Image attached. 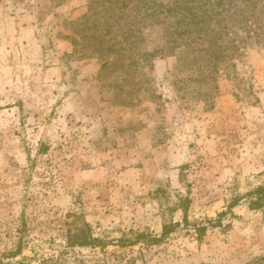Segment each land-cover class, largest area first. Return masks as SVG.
I'll list each match as a JSON object with an SVG mask.
<instances>
[{"label":"rangeland","instance_id":"obj_1","mask_svg":"<svg viewBox=\"0 0 264 264\" xmlns=\"http://www.w3.org/2000/svg\"><path fill=\"white\" fill-rule=\"evenodd\" d=\"M128 1L0 0V264H264V45L198 97ZM86 223L97 243H69Z\"/></svg>","mask_w":264,"mask_h":264},{"label":"trees","instance_id":"obj_2","mask_svg":"<svg viewBox=\"0 0 264 264\" xmlns=\"http://www.w3.org/2000/svg\"><path fill=\"white\" fill-rule=\"evenodd\" d=\"M129 3H137L136 8L145 9L141 12L142 21L156 18L159 23H164L165 32L169 38L167 48L154 49L143 55L148 58L157 56L164 50L169 49L168 52L173 53L175 48L184 49L182 60L187 66L195 69V73L184 80V85L190 86L198 83L199 87L193 88L198 97L211 96L204 86L210 85L214 78L213 74L218 71L220 64L232 58V54L243 52L248 46L264 45V0H172L171 4L161 0H129L128 3L123 2L122 4L127 8ZM111 5L108 11H104L106 14L109 13L108 21L105 20L107 27L111 26L110 19H118L122 14L119 11L120 8H115V2H111ZM96 18L93 21L94 27L97 25V20L101 19V17ZM103 19H105L104 16ZM130 35H135V30ZM123 43L118 42L106 47L99 42L95 50L106 52L107 57L109 53H116L115 55L120 57L119 67L130 66L137 61L130 55H124V51L131 50L132 47L127 48ZM178 52L181 51L178 50ZM125 57L129 63L125 64ZM112 62L105 59L104 68L110 63L113 64ZM213 88L216 89L217 85ZM248 196L250 197V208L264 207V185L249 192ZM200 229L205 230L206 228ZM172 230L173 228L166 224L163 235L160 238L153 237L152 241H160ZM142 236L139 234L136 240H140ZM67 238L69 243L79 246L95 245L98 241L93 237L88 223L70 230ZM259 260L264 261V257L258 258Z\"/></svg>","mask_w":264,"mask_h":264}]
</instances>
